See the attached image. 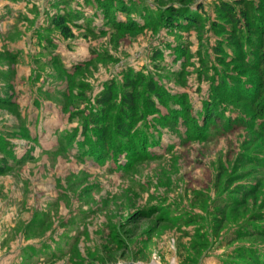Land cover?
Segmentation results:
<instances>
[{
  "label": "rangeland",
  "instance_id": "obj_1",
  "mask_svg": "<svg viewBox=\"0 0 264 264\" xmlns=\"http://www.w3.org/2000/svg\"><path fill=\"white\" fill-rule=\"evenodd\" d=\"M242 10L264 33V0H0V264H264Z\"/></svg>",
  "mask_w": 264,
  "mask_h": 264
},
{
  "label": "trees",
  "instance_id": "obj_2",
  "mask_svg": "<svg viewBox=\"0 0 264 264\" xmlns=\"http://www.w3.org/2000/svg\"><path fill=\"white\" fill-rule=\"evenodd\" d=\"M222 10H223V13H225V14H227L228 15V19L230 20V23L232 24V25H240V20L239 19H237L236 18V16H235V14H236V12L234 11V9H232V8H230L229 6H223L222 7ZM240 19H244L245 20V23H244V26H245V30L248 32V33H250V35H251V37H256V35H258V36H260V38L262 37L263 38V40H260V38H254L255 39V41L257 42V41H264V33H260V29L258 28V29H256V30H253L252 29V27H254V24H250V22H248L247 20V13H246V11L245 10H242L241 12H240ZM63 24H64V22H63V20H58L57 22H56V24H55V27L57 28V29H59L62 33H63V35L64 36H66V34H67V32H68V30L66 29V28H64L63 27ZM251 25H253L252 27H251ZM243 27H239V29H242ZM241 32L242 31H240L238 34L239 35H241L242 36V34H241ZM217 49V51H220L219 50V48H216ZM259 66V64L257 65H255L253 68H257ZM258 69V68H257ZM256 69V70H257ZM261 75L262 76H264V70L263 71H261ZM264 83V82H263ZM126 87H129V91H132V88L134 87L133 86V83H132V81L131 80H127L126 81ZM263 88H264V84H263V86H262ZM150 89H152V88H150ZM262 94V93H261ZM263 94H264V92H263ZM109 99V96L106 94L105 95V97H104V99L106 100V99ZM137 99H138V96H136L135 94H131V93H126V94H124V97H123V101H122V106L124 107V112H127L128 110H133L134 109V107H135V101H137ZM105 100H101L100 102H98L99 104H103V102L105 101ZM152 103L151 102H149V105H151ZM260 108H263V109H261L262 111H261V113L263 114L264 113V103H263V105H260V106H257V109L259 110ZM261 113H260V115H261ZM121 117H123V115L122 114H120L119 116H118V125H119V127H118V130H117V132H119L120 134H122V135H126L125 133H127L126 131H127V126L129 125L128 124V122H126V120L127 119H124V122H122L121 121ZM129 119V118H128ZM261 126H264V124L263 125H261ZM262 128H259V130H258V132H260V130H261ZM264 129V128H263ZM102 133V129L100 130V133H99V136L101 137V134ZM125 137V136H124Z\"/></svg>",
  "mask_w": 264,
  "mask_h": 264
}]
</instances>
